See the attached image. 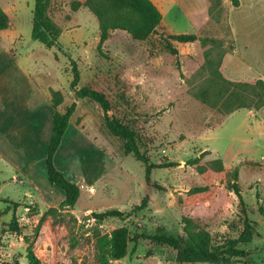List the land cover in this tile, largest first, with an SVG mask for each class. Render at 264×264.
Segmentation results:
<instances>
[{
    "label": "rangeland",
    "instance_id": "rangeland-1",
    "mask_svg": "<svg viewBox=\"0 0 264 264\" xmlns=\"http://www.w3.org/2000/svg\"><path fill=\"white\" fill-rule=\"evenodd\" d=\"M85 1L49 0L47 14L61 30L59 50L31 39L34 0H0L9 18L0 30V264H25L27 246L39 264H98L96 234L119 227L128 229L130 240L111 264H212L178 262L176 248L152 238L182 235L185 216L213 242L236 238L247 217L256 224L247 255L229 264H264V121L258 110L230 112L254 89L227 86L220 73L232 45L226 3L208 11L191 44L169 38L188 27L181 8L168 3L164 21L172 32L159 26L138 41L116 29L99 51L98 17ZM70 59L77 63V86L104 92L109 114L136 133L151 162L179 163L151 170V181L162 189L146 183L144 164L108 132L101 107L75 97ZM50 89L63 95L60 111L77 103L68 126L75 137L67 130L53 158L79 191L74 205L63 208L64 192L45 173ZM203 151L201 161L218 158L224 170L210 192L197 196L189 190L206 181L185 161ZM235 168L242 201L232 191L225 194ZM50 207L57 211L46 213Z\"/></svg>",
    "mask_w": 264,
    "mask_h": 264
},
{
    "label": "trees",
    "instance_id": "trees-1",
    "mask_svg": "<svg viewBox=\"0 0 264 264\" xmlns=\"http://www.w3.org/2000/svg\"><path fill=\"white\" fill-rule=\"evenodd\" d=\"M208 11L219 9L221 0H208ZM231 4L238 5V0H230ZM104 2H107L106 4ZM49 0H34L31 19V39L39 41L46 47H57L61 50L59 37L61 30L56 23L48 16L47 6ZM84 5L87 6L98 17L99 39L97 49L100 51L102 44L109 37L110 32L116 29L123 30L128 33L132 39L143 41L148 39L154 33L160 24L162 14L152 0H86ZM80 3L72 4V8L76 9ZM9 26V18L6 12L0 6V30L7 29ZM169 38L178 42H193L198 37L194 33H171ZM233 45H231V48ZM174 53L176 49L170 48ZM223 56V55H222ZM72 79L70 81V89L76 98H87L96 102L104 112V125L108 132L121 139L122 148L126 154H132L137 160L141 161L145 166V181L155 188L162 189L161 185L152 182L150 179L151 170L154 168H167L179 165L177 161H162L153 163L149 157L142 151L138 144L136 133L120 121L116 116L110 115L111 102L104 92L92 88L89 85L78 87L79 71L77 63L70 59ZM221 73V72H220ZM222 75V74H221ZM223 77V76H222ZM227 86L247 87L251 86L254 91L249 101L245 99V94H241L236 105L230 109V112L248 108L259 110L264 106V81L256 79L255 82L247 81H231L223 77ZM50 103L54 108L51 118V136L46 149L45 173L48 181L62 189L64 199L59 202L58 207L73 206L78 198L79 191L76 184L70 181L63 172H61L54 164V154L58 150L63 136L69 124L71 115L76 108V102L72 101L64 111H60L57 106L63 102V95L59 90L50 89ZM237 98V97H236ZM207 151L201 152L195 157H190L185 161L186 165L194 168L206 181L203 186H196L189 190L190 193L202 196L210 192L215 181L220 179L224 170L222 161L218 158L208 162L201 161V158ZM234 192L241 200L240 188L238 185V171L235 168L232 177L228 180L225 187V194L229 196V192ZM242 201V200H241ZM12 204L15 202L10 201ZM57 211L56 207H50L46 213ZM114 210L105 211L103 214H112ZM102 216V215H100ZM43 218V217H42ZM14 227H17L15 218L12 219ZM183 234L167 235L155 234L152 238L158 241L168 243L177 249L176 260L178 262H209L212 264H229L235 258H242L247 255L245 248L252 240V236L256 230V224L247 217L244 218L243 227L240 234L236 238L224 239L220 242H213L209 231L199 227L194 221L188 217H183ZM130 240L129 231L126 227H119L107 234H96L95 250L96 260L98 264H111L112 260L118 259L125 255L127 244ZM25 264H39V258L30 246L26 248ZM14 264H18L14 262Z\"/></svg>",
    "mask_w": 264,
    "mask_h": 264
},
{
    "label": "crops",
    "instance_id": "crops-1",
    "mask_svg": "<svg viewBox=\"0 0 264 264\" xmlns=\"http://www.w3.org/2000/svg\"><path fill=\"white\" fill-rule=\"evenodd\" d=\"M223 1L226 3V22L232 38L233 47L224 52L221 58L220 72L222 76L231 81H254L256 79H262L264 81V0H238L239 3L236 6L232 5L230 0ZM152 2L158 7L162 14L159 26H164L169 31V25L164 21L163 9H167L168 11V3L170 9L172 3L176 4V7L181 8L183 11V13H181L186 17L182 24L186 25V27H188L186 29L188 30L183 32L170 31L175 34H196L199 32V28H201L208 19V0H152ZM175 10H177V8ZM176 17L177 12L175 11L174 18ZM191 43L193 42H186L184 44ZM76 109L77 103L74 113ZM47 111L50 132L48 137L49 143L51 136V118L54 111L51 103ZM258 114L262 116V120L264 121V106L258 110ZM69 129L67 127L66 132L68 130V138L72 139L75 135H71ZM63 199L64 197H60L61 201Z\"/></svg>",
    "mask_w": 264,
    "mask_h": 264
},
{
    "label": "built area",
    "instance_id": "built-area-1",
    "mask_svg": "<svg viewBox=\"0 0 264 264\" xmlns=\"http://www.w3.org/2000/svg\"><path fill=\"white\" fill-rule=\"evenodd\" d=\"M80 187H81V188H84L85 186H84V184L81 183V184H80ZM89 190L92 191L93 189L90 188Z\"/></svg>",
    "mask_w": 264,
    "mask_h": 264
}]
</instances>
